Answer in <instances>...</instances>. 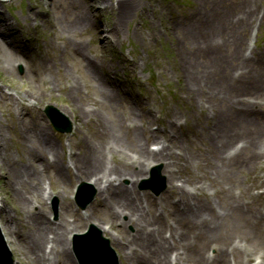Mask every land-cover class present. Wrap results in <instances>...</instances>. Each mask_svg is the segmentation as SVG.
Masks as SVG:
<instances>
[{"label":"bare ground","instance_id":"bare-ground-1","mask_svg":"<svg viewBox=\"0 0 264 264\" xmlns=\"http://www.w3.org/2000/svg\"><path fill=\"white\" fill-rule=\"evenodd\" d=\"M61 1L66 6L69 20L65 15V18L61 19V25L54 21L59 32L58 36L52 39V46L56 50L59 48L58 38H63V31L59 27L73 32L83 30L89 25L87 23L83 27L89 18L79 12L77 0ZM90 1L94 2V0ZM114 1L117 4L118 15L112 31L119 34L122 25L120 23L131 21L136 9L142 5V0ZM228 1L195 0L191 17L173 26L182 43L175 44L176 48L188 49L189 41L199 48L191 51L193 57L190 58L189 65L182 62L189 71L192 68L202 67L206 55L216 52L218 36L212 34L219 29L228 32L226 38H222L223 45L228 51L221 58L226 62L224 74L212 80L211 75L204 70L206 78L200 75L197 77L199 81L206 82L207 79L211 85L220 86L221 89L213 91L211 89L208 96L204 90H201L197 97L198 101L200 100L198 103L194 96L195 89L192 88H197V84L188 79V74L183 71L189 81V87L185 85L182 89L186 91V95H191L200 114L208 122L202 131L197 126H192V129L186 130L182 136H179L176 130L180 125L179 120H171L170 126L161 131H153L148 124L141 127L142 131H140L132 117L129 123L116 117L112 122L98 119L102 124L100 131L94 133L97 141L81 139L83 144L79 152H71L69 160L64 158L61 147L59 149L52 143V139L45 137L43 144L44 141L49 144L48 149L35 154L32 150L34 162L31 166L24 169L22 174L17 172L10 175L12 181L15 177L14 182L19 180L29 184L27 188L29 195L21 194L18 200L28 213L26 224L28 234L25 238L27 243L23 242L26 246L21 249L32 264H77L69 236L73 231H78L77 222L70 221L66 217L73 205L70 203L61 205L59 219L53 223L50 217L51 211L45 204L52 195V193L47 195L44 188L45 176L55 178L58 193L61 195L73 179L70 175L71 169H74L76 179L95 183L99 194L97 203L103 207L102 213L93 211L91 214H86L85 218L76 213L79 221L93 222L96 227H101L103 233L109 235L113 247L120 250L125 264H231V256L236 264H252L253 254L240 246L238 244L240 240L233 237V234L243 232L244 239L252 235L255 240L264 244V210L240 203L242 199L235 194L233 181L238 174L264 161V113H260L258 117L242 116L244 111L254 112L257 105L245 103V96L239 94L233 98L230 94L236 91L235 89L264 90V52H262V61L248 72L250 76L247 78L251 79L245 82L250 86H244V77L249 74L234 73L231 76L228 70L233 65L237 64L241 67V64L246 63L245 38L241 39L239 33L246 22L257 18L264 0ZM39 12L47 11L40 9ZM29 17L37 19L40 13L33 12ZM10 26L6 19H0V39L6 46L10 44L5 38L6 28ZM102 38L106 40L104 34ZM203 39H205V48H203L204 41L201 45ZM77 48V52H81L80 46ZM21 55L29 58L30 52L23 51ZM36 66L38 75L46 70L50 66L47 56L38 61ZM179 66L178 70L181 74L183 68L181 64L177 67ZM93 70L94 66L90 64L88 72ZM97 83V87L104 93L103 104L115 108L120 101H125L124 97L113 100L115 97L112 82L102 83L97 79ZM63 84L66 88L69 86L67 80H64ZM71 87L70 91L79 94L78 83L71 84ZM208 98L213 106L217 100L222 102V107L217 110L221 121L213 129L210 128V116L207 114V108L210 106ZM9 99L13 101L12 97ZM33 99H39L38 93L33 94ZM86 112L88 111L81 109V114ZM139 116L144 120L149 117L143 112ZM85 117L90 122L93 114L81 115L80 120ZM39 119L38 117L36 123ZM28 136L31 137V132H28ZM34 136L35 143L41 146L40 139ZM151 140L159 145L157 151L148 147V142ZM202 140L206 141L207 147L201 144ZM190 145L191 148L194 145L199 151L204 150L206 153H203L204 155L200 153L196 159L197 153L188 152L191 149ZM187 147L189 149H185ZM110 154L115 157L113 163L108 162ZM154 162L164 163L163 173L167 175L168 188L161 197L164 206L162 205L163 210L160 213L154 209L156 200H148L144 207L136 190L139 180L148 174L150 165ZM194 163L199 172L193 175L183 174V171L188 169H182ZM197 173H201L202 176L195 177ZM220 174L224 175L222 181H219ZM125 179H131V185H125ZM211 189L214 194L216 193L214 199L211 197ZM221 192L226 195L225 201L219 197ZM174 194L180 197V202L176 204L172 202L171 196ZM34 201L41 203L36 211L33 208L35 205H32ZM165 207H169L170 211L166 212ZM18 223H21V219ZM128 226H133V233L129 232ZM113 228L120 229L123 237L110 233ZM6 231L8 243L14 251V245L22 243L19 241L20 236L23 240L25 236L16 227L15 219L6 221ZM253 245L256 243L253 242ZM211 249H214L215 253L210 252Z\"/></svg>","mask_w":264,"mask_h":264},{"label":"rangeland","instance_id":"rangeland-1","mask_svg":"<svg viewBox=\"0 0 264 264\" xmlns=\"http://www.w3.org/2000/svg\"><path fill=\"white\" fill-rule=\"evenodd\" d=\"M77 1L79 2V12L89 18L83 27L87 23L89 25L83 30H74L73 32L67 28L65 30L63 27H59L61 19H64L65 15L66 19L69 20L65 10L66 6L61 0L0 2V19H6L11 25L10 28H6L5 35L10 44L6 46L0 39V190L3 197L5 223L10 219H15L16 227L25 236L24 240L20 236L19 241H22V243L14 245L13 253L15 257H20V264H32L21 249L26 246L24 243H27L25 238L28 234L26 225L28 213L18 200L21 194L29 195L27 193L29 184H24L19 180L14 182L15 177L12 178V181L10 175L17 172L22 174V171L28 169L31 163L34 162L32 156L35 152L48 149L36 144L34 135L37 134L42 142L43 138L49 137L55 146H63V148L66 143L72 141L77 148L76 150H79L83 144L81 139L96 140L94 133L100 131L102 124L98 122V119L104 122H112L116 117L118 120H127V123H129L132 117L140 131H142L141 127L147 124L152 126L153 130H159L165 128V126H170L171 120H179L180 125L176 130L178 135L182 136L186 130L192 129V126H197L202 131L203 127L208 125L207 120L200 114L201 112L195 105L194 99H191V95H186V91L182 89V86L188 85L189 87L188 79L196 82L197 88H192L195 89L194 96H196L198 103L200 100L198 101L197 97H199L201 90H204L206 96H208L211 89L213 91L222 88L211 85L210 82H207V79V83L199 81L197 77L200 75L206 78L204 70L211 75L212 80L224 74L226 62L221 58L228 51L223 45L222 38H226L228 32L219 29L218 32L212 34V36H218L216 37V52L206 53L205 64L197 69L192 68L190 71L185 69L182 62L189 65L190 58L193 57L191 51L199 48L194 44H190L191 41L188 43V49L175 47L178 42L182 43L173 26L191 17V9L195 6V0H142L143 7L141 5L139 9H136L131 21L120 23L122 25H120L119 34L112 31L117 23L116 1ZM233 1L236 0H229L228 2ZM91 2L92 6H90ZM40 9L47 12H39ZM36 11L40 13V17L37 19L29 17ZM233 14H235V11ZM54 21L59 23L58 27L63 31V38H58V50L52 46V39L58 36L59 33ZM250 26L251 23L246 22L245 27H242L239 33L241 39L245 36L248 40ZM260 30L254 58L241 64V67L237 64L230 67L228 72L231 76L237 71L242 73H238V75L249 74L248 72L253 66L262 61L264 23ZM103 34L106 40H103ZM203 41V48H205V39L201 41V45ZM78 46H80L81 52H77ZM220 47H222V50H220ZM23 51L30 52L33 57L24 58L21 55ZM204 51H207V49H204ZM44 56H47L50 66L38 75L35 70L37 68L36 63L41 61ZM90 64L94 66V70L89 73L88 66ZM178 64H181L183 68L181 74L178 70L180 66L177 67ZM183 71L188 74V79ZM245 76L244 86L248 87L250 85L245 80L251 79L247 78L250 74ZM97 79L102 83L112 82L113 96L115 97L113 100H120L124 97L125 101H120L115 108L110 107L109 104H103L104 93L97 87ZM64 80H67L69 87H71V84L78 83L79 94L73 93L64 87ZM229 83L233 84L230 81ZM235 90L230 94L233 98L240 94L259 100L255 104L257 108L254 112L244 111L242 116L258 117L260 113H264V90L255 88ZM35 93H38V100L33 99ZM10 97L13 98V101L9 99ZM84 97L87 98L84 99ZM27 98H31L36 104H31L27 101ZM209 102L210 106H208L207 114L210 116V128L213 129L217 123L220 124V113L217 110L222 107V102L217 100L214 106L210 99ZM50 103L58 106L75 120L76 130L74 129L71 134H61L54 129L44 113L45 106ZM245 103L248 104V102ZM22 105L27 106L23 107ZM82 108L88 111L85 114H93L92 121L89 122L87 117L80 120L81 115H85L81 114ZM19 112L23 115H20ZM142 112L149 115L146 120L141 119L139 116ZM38 117L40 119L36 123ZM27 130L31 132V137L28 136ZM148 144H151V148L155 146L154 141H149ZM201 144L207 147L206 141L203 142L202 140ZM48 145L44 141V146L47 147ZM185 149H189V147ZM188 152L197 153L196 159L200 156V153H202L201 155L206 153L204 150L199 151L194 145ZM155 166L161 167L158 182L163 184L164 178L166 185L159 195H155L149 189H140L141 180L136 189L145 204L151 198H161L168 188L167 175L163 173L164 165L157 164ZM184 169H188V171H183L185 175H193V173L199 172L195 163L182 170ZM200 176L202 174L197 173L195 177ZM45 178L51 180L54 189L57 191L55 178H49L48 175ZM223 178L224 175L220 174L219 181H222ZM49 180H46L47 186ZM82 181L73 176L72 182L64 193L60 195L57 192V195H53L45 201L49 205L53 220L57 219L53 206L55 198H58L59 210L60 203L63 201L62 198L66 195L74 196L76 185ZM124 184H129V180H124ZM144 185H152V183L147 182ZM233 188L235 194L242 199L240 203L253 205L252 207H258V210L264 207V161L238 174L235 181H233ZM88 189L97 190L92 183H88ZM211 191L213 190L211 189ZM252 192L258 198H255ZM48 194H50L49 190ZM171 197L172 202L174 198L180 199L176 194ZM219 197L224 201L226 200V195L222 192ZM68 200H70V197L64 199L66 203ZM98 200L99 196L97 195L95 200L84 210L76 204L75 200L71 201L73 206L66 217L72 220L76 214L75 211L81 216L91 214L93 211L102 213L103 207L97 203ZM157 203L158 212V210H162L164 201L160 199ZM173 203L176 204V202ZM32 205H35V210L39 209V202L34 201ZM164 210L166 212L170 211L169 207H165ZM57 217L59 219V213ZM126 218L128 217L126 216ZM19 219H21V223H18ZM75 222L77 221L75 220ZM86 222H77V230L83 232L93 224ZM133 229V226H128L129 232L133 233ZM100 230L102 231L101 227L97 228L96 231L100 232ZM110 233L118 237L122 235L120 229L117 228H113ZM244 235L243 232L234 233L233 237L238 238L240 244L254 257L260 256L262 264H264V244L255 240L252 235L244 239ZM105 237L108 238L110 245L113 247L110 237L107 235ZM253 242L256 245H253ZM113 248L118 254L120 264H125L119 249ZM230 259L231 262H235L232 256Z\"/></svg>","mask_w":264,"mask_h":264},{"label":"water","instance_id":"water-1","mask_svg":"<svg viewBox=\"0 0 264 264\" xmlns=\"http://www.w3.org/2000/svg\"><path fill=\"white\" fill-rule=\"evenodd\" d=\"M1 1L15 3L16 0H10V1L1 0ZM48 112L51 115L54 114V111L52 109H49ZM92 197L93 194L90 196V198ZM0 226L7 240L3 197L1 190H0ZM1 229H0V264H14L12 253L7 247ZM93 235H94L93 233H90L89 235L86 236L87 238L83 243L77 244V251L82 264H113L112 255L108 245L106 243L103 244L101 242L96 241L98 240V238H92ZM8 246L11 249L9 243ZM15 264H20V257H16Z\"/></svg>","mask_w":264,"mask_h":264}]
</instances>
